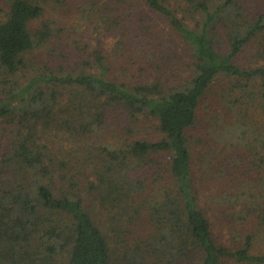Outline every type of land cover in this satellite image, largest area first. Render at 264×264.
<instances>
[{"label": "trees", "instance_id": "trees-1", "mask_svg": "<svg viewBox=\"0 0 264 264\" xmlns=\"http://www.w3.org/2000/svg\"><path fill=\"white\" fill-rule=\"evenodd\" d=\"M141 1L191 49L192 75L175 86L115 79L103 48L40 65L63 28L43 19L44 0H0V264H264V132L225 117L218 133L234 136L197 139L216 141L211 171L229 179L207 198L188 136L223 78L239 79L236 90L264 113V66L237 62L248 47L264 61V11L249 0H185L186 19L167 0ZM101 3L94 13L118 35L115 54L142 67L164 60L153 34L131 27L136 2ZM90 13L78 21L88 25ZM142 118L158 121V140L133 136ZM222 141L241 155L226 159ZM220 216L234 227L229 245L213 231Z\"/></svg>", "mask_w": 264, "mask_h": 264}, {"label": "rangeland", "instance_id": "rangeland-1", "mask_svg": "<svg viewBox=\"0 0 264 264\" xmlns=\"http://www.w3.org/2000/svg\"><path fill=\"white\" fill-rule=\"evenodd\" d=\"M133 1L137 4V11L136 17L130 23L131 27L136 26L141 31L148 30L149 33L153 34L154 36L151 35L153 38L152 41H154L153 44L158 47L154 49L153 52L161 57L164 56V60L158 59L152 63L148 62L142 67L139 63L133 65L132 62L127 59V51L125 52L123 50V52L115 54L114 48L116 42L119 40V38H117L118 35L109 30L105 22L100 18H96L97 14L94 13L95 7L101 6L103 0L100 2L101 4L99 2L97 3L96 0H44L47 10L43 19L51 21L53 25L58 28H63L64 31L61 32L62 34L58 33L53 41L47 44L45 50L40 52V62L38 64H47L52 68L58 69L59 64L66 65L71 61L70 59L64 58L65 54H72V56H74L79 51V47L84 46L89 52L96 48H103L110 54L112 65L111 74L119 81L133 84L138 82L153 83L162 81L165 86H175L178 82H182L191 77L193 61L190 47L165 20L142 5L141 0ZM167 1L178 11L180 16L187 19V14L185 13L187 3L185 0ZM248 6H250L249 8H251V10L261 8L260 11L263 12L264 0H249ZM106 9L110 14L111 9ZM84 10L91 12L88 25H84L82 22L78 21ZM39 24L40 23H37V27ZM140 27H142V29ZM130 31L131 28H129L128 32ZM148 39L150 40V38ZM253 45H255V43H253ZM255 50V47H248L240 55L237 62L244 67L264 66L263 60L256 59L254 55ZM80 57L84 58L82 54L75 58L77 60ZM236 79L227 80L223 78L215 82L212 87L213 89L208 92L202 100V106L200 107L198 115L199 119L196 125L188 132L193 151L196 182L205 198L223 192V190L219 189V186H221L222 183L227 185L229 179L225 177L226 175L220 176V178L216 176L217 170H219L218 167L211 171L212 165H210V163L215 157L212 150L217 147L216 141H209L210 144L207 143L204 146V144L197 143V139L202 138L204 141H207V136H234V134L229 135L227 130L218 133L216 124L217 122H223L225 117L228 120L231 118H237L238 120L242 119L244 122L241 123L245 126L250 136L251 127H256V130L258 128L264 132V113L251 108V103L246 101L248 99L247 92L244 93L243 90H236ZM242 82L246 83L247 81L243 80ZM250 89L251 87L248 91ZM235 103L240 104V108L236 111V117L229 112V108L234 106ZM114 119L119 122L120 115H116ZM132 125L135 128L133 136L136 138L158 140L161 137L156 127L158 125V121L156 120L142 118ZM256 130L254 129L252 132L257 134ZM221 144L225 146L227 154L226 159L227 156L231 157L228 155L230 152L235 155H238L237 153L241 155V151L230 148L227 149L228 147L223 141ZM222 145L221 147L218 145L217 155L220 154ZM224 156H222V159ZM89 210L91 211L90 207ZM212 222L216 240L222 244H231L234 233L232 223L226 219V217L222 216H220V219L217 221L213 219ZM261 242L264 243V241ZM259 249L262 250L261 244Z\"/></svg>", "mask_w": 264, "mask_h": 264}]
</instances>
